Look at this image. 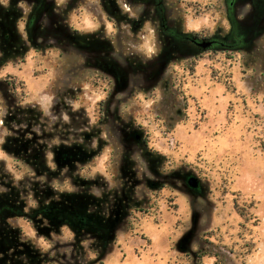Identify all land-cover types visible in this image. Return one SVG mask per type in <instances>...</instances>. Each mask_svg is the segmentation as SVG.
Segmentation results:
<instances>
[{"label": "rangeland", "instance_id": "rangeland-1", "mask_svg": "<svg viewBox=\"0 0 264 264\" xmlns=\"http://www.w3.org/2000/svg\"><path fill=\"white\" fill-rule=\"evenodd\" d=\"M56 2L68 14L65 32L98 36L111 56L93 67L89 53L64 46L1 68L0 84L7 75L26 88L20 103L0 87V196L20 190L28 211L36 196L69 197L83 215L124 205L118 215L99 210L92 223L105 218L103 254L92 233L57 229L48 243L24 221L11 228L25 227L42 264H198L201 253L204 264H264V0H153L136 29L100 0ZM119 3L132 22L147 8ZM18 8L24 18L31 9ZM204 42L215 55L204 54ZM96 72L115 83L103 123L97 104L107 94L94 86ZM15 114L20 123L7 122ZM81 149L86 173L68 165ZM236 204L254 206L247 230Z\"/></svg>", "mask_w": 264, "mask_h": 264}, {"label": "flooded vegetation", "instance_id": "flooded-vegetation-1", "mask_svg": "<svg viewBox=\"0 0 264 264\" xmlns=\"http://www.w3.org/2000/svg\"><path fill=\"white\" fill-rule=\"evenodd\" d=\"M79 1L81 0H74L76 3ZM119 1L120 0H100L104 11L109 14V16H112L116 22L133 24L135 29L145 24V21L149 18L148 5H150L153 0H134L147 5V8L144 9V13L140 16L139 22H132L129 16L124 14ZM22 4L31 7L29 14H26V18H24L23 11L18 8L19 5ZM9 5L10 8H8V10L0 7V70L2 67L3 69L6 68L10 62H16L19 59L25 62V59L32 50L38 53H46L50 48L66 50L64 46H76V48H80L89 53L88 57L90 59L87 60V62L93 67L103 68L108 65L107 60L111 56L110 46L104 44V42L95 35L81 37L79 35L84 34L75 32L72 35L69 30L65 32L61 27L67 23L68 14L65 11L62 12L63 9H61V6L58 5L57 2L55 3V0H11ZM60 13L64 14V19H62ZM16 16H20V22L24 24L22 34H19L15 29L14 18ZM51 41H55L58 47L55 45L54 47L51 46ZM98 77H103L104 80H96ZM95 78L96 79L93 81L94 86L104 88L107 94L105 99L97 104L98 122L103 123L107 118L106 107L108 100L113 98L115 83L112 78L101 75L99 72H96ZM2 81L13 100L21 101L20 103L24 102V99L19 96L17 88L13 86V80L11 78L5 75ZM2 84H0V87H2ZM14 106L16 108L17 105ZM18 111L21 115L22 111L17 110V112ZM17 119L18 114H15L10 116L7 122L16 120L20 123V120L18 121ZM34 125L33 123V126ZM9 129L16 132V130H13L11 127H9ZM34 141L35 138L33 143ZM144 145L150 150L147 137L144 138ZM69 155L72 157V163L71 161L68 163L70 167L79 163L82 166L80 172L86 173L89 171L90 161L87 160V154L82 149L75 155L73 153H69ZM38 175L41 174L38 173ZM8 187L10 193L0 196V264H42L46 261V259L42 260L40 258L41 255L33 247L34 244H32L31 241H23L26 235L24 226L15 229L11 228L9 222L12 219L24 221L31 228L36 229L37 234H43L46 237L45 241L48 243L51 242L53 231L57 229L61 235L66 230H72V233H70L77 234L78 237H84L92 233L94 234L93 237L97 238L98 244H100V249L98 248V250L103 254L107 246V241L104 236V230H107L105 218L101 220L96 228L92 227V223L94 221L98 222L99 215L97 213L99 210L105 211L106 214L115 215L117 213L118 215L124 205L117 204V210L116 208L112 209V202L108 205L109 207H107L106 210L104 205H98V208L93 206L92 211L94 213L91 215H83L81 214V210L72 208L69 203L72 201L71 199L67 202L69 197L64 199L65 195L60 194L59 196L61 199L65 200L64 202H56V200L51 199V202L46 204L44 200L49 196H36L39 198L37 208H32L28 211L27 204L24 199H22L23 195L21 191L11 186ZM164 187L166 186L163 185L161 189ZM53 197H57V195L55 194ZM115 202H117V198H115ZM126 206H128V204H126ZM131 214H133V212H131ZM47 224L48 226H45Z\"/></svg>", "mask_w": 264, "mask_h": 264}, {"label": "trees", "instance_id": "trees-1", "mask_svg": "<svg viewBox=\"0 0 264 264\" xmlns=\"http://www.w3.org/2000/svg\"><path fill=\"white\" fill-rule=\"evenodd\" d=\"M205 55L206 54H216V51H207V52H205L204 53ZM203 54V55H204ZM186 67V66H185ZM187 69L189 68V67H186ZM190 70L191 71H195V68L192 66L191 68H190ZM13 81H12V84H13V86H15L16 88H17V90L19 89V88H26V85H25V83L24 82H22V81H20V80H18V79H12ZM96 80H98V81H103L104 80V78L103 77H98ZM100 83V82H99ZM227 86H228V89H230V90H232V88H233V86H232V84L230 83V84H226ZM161 190H163V189H161ZM253 208H254V206H253V204H251V205H246V206H242V205H240V204H236V206H235V210H236V212L238 213V215L241 217V219L244 221V223L242 224V228L243 229H248V224L250 223V221H251V219L252 218H255V216H254V214H253V212H252V210H253ZM137 211H141L142 212V210H137ZM209 255V254H208ZM206 257H208L207 256V254H199L198 255V258H197V263L198 264H204V259L206 258ZM210 257H212V256H210ZM218 264V263H217Z\"/></svg>", "mask_w": 264, "mask_h": 264}, {"label": "water", "instance_id": "water-1", "mask_svg": "<svg viewBox=\"0 0 264 264\" xmlns=\"http://www.w3.org/2000/svg\"><path fill=\"white\" fill-rule=\"evenodd\" d=\"M211 46H212L211 42H204V43L200 44V47H201L203 52L208 51Z\"/></svg>", "mask_w": 264, "mask_h": 264}]
</instances>
